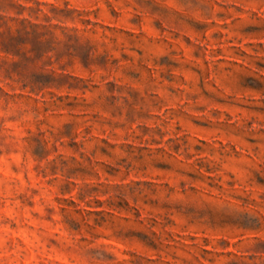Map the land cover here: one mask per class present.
<instances>
[{"label": "rangeland", "instance_id": "374dc122", "mask_svg": "<svg viewBox=\"0 0 264 264\" xmlns=\"http://www.w3.org/2000/svg\"><path fill=\"white\" fill-rule=\"evenodd\" d=\"M0 264H264V0H0Z\"/></svg>", "mask_w": 264, "mask_h": 264}]
</instances>
